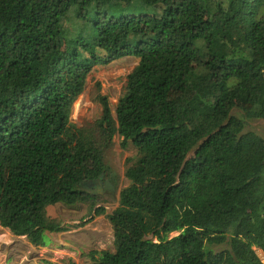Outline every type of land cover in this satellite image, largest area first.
Listing matches in <instances>:
<instances>
[{
  "label": "trees",
  "instance_id": "obj_1",
  "mask_svg": "<svg viewBox=\"0 0 264 264\" xmlns=\"http://www.w3.org/2000/svg\"><path fill=\"white\" fill-rule=\"evenodd\" d=\"M126 56L115 113L97 81L101 117L73 123L94 67ZM244 118L264 120V0H0V225L35 246L69 230L52 205L106 214L119 134L137 152L115 251L91 264H264V137Z\"/></svg>",
  "mask_w": 264,
  "mask_h": 264
},
{
  "label": "rangeland",
  "instance_id": "obj_2",
  "mask_svg": "<svg viewBox=\"0 0 264 264\" xmlns=\"http://www.w3.org/2000/svg\"><path fill=\"white\" fill-rule=\"evenodd\" d=\"M139 58L126 56L113 60L107 64L96 65L90 73L85 89L74 103L71 121L78 126L94 122L102 115V106L94 101V86L97 81L102 84V93L108 97L113 113H115L118 99L127 83L128 74L136 67ZM249 103L240 102L233 110L235 115H246ZM246 131H254L264 137V120L244 118ZM113 146L107 152V162L120 176L117 189L100 186V193L105 199L97 203L96 207L104 206L106 214L96 216L94 211L88 215V204L77 203L67 205L57 203L48 207V214L70 226L68 231L50 233V243L45 247L35 246L25 236L14 235L9 229L0 225V264H91L88 253L91 250H112L114 248V231L107 214L111 213L119 202L120 190L128 185L125 177L127 161L136 155V148L130 144L122 148L121 137L116 134ZM94 189V188H93ZM85 224L82 225V219ZM77 225V226H76ZM6 233V234H5ZM175 234V233H174ZM1 236L11 237L9 241H2ZM219 246L217 248H221ZM258 255L264 261L262 250L257 249Z\"/></svg>",
  "mask_w": 264,
  "mask_h": 264
},
{
  "label": "flooded vegetation",
  "instance_id": "obj_3",
  "mask_svg": "<svg viewBox=\"0 0 264 264\" xmlns=\"http://www.w3.org/2000/svg\"><path fill=\"white\" fill-rule=\"evenodd\" d=\"M101 184V182H100V180L98 179V180H96V181H94V182H92V183H90V184H88L89 186H99Z\"/></svg>",
  "mask_w": 264,
  "mask_h": 264
},
{
  "label": "bare ground",
  "instance_id": "obj_4",
  "mask_svg": "<svg viewBox=\"0 0 264 264\" xmlns=\"http://www.w3.org/2000/svg\"><path fill=\"white\" fill-rule=\"evenodd\" d=\"M6 234V233H5ZM2 238V240H5V241H9V239L11 238V237H9V236H3V237H1Z\"/></svg>",
  "mask_w": 264,
  "mask_h": 264
},
{
  "label": "crops",
  "instance_id": "obj_5",
  "mask_svg": "<svg viewBox=\"0 0 264 264\" xmlns=\"http://www.w3.org/2000/svg\"><path fill=\"white\" fill-rule=\"evenodd\" d=\"M2 237V236H1ZM1 240H2V238H1ZM2 241H5V240H2Z\"/></svg>",
  "mask_w": 264,
  "mask_h": 264
}]
</instances>
